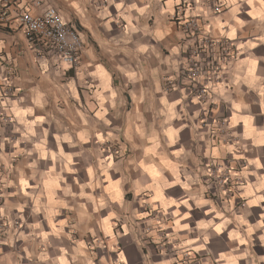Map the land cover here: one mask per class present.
Segmentation results:
<instances>
[{
    "label": "crops",
    "instance_id": "1",
    "mask_svg": "<svg viewBox=\"0 0 264 264\" xmlns=\"http://www.w3.org/2000/svg\"><path fill=\"white\" fill-rule=\"evenodd\" d=\"M32 2L0 0V216L17 224L0 264H264V0ZM48 7L81 35L75 69L21 27ZM210 59L224 79L201 100L183 74ZM212 160L244 181L222 205Z\"/></svg>",
    "mask_w": 264,
    "mask_h": 264
},
{
    "label": "built area",
    "instance_id": "2",
    "mask_svg": "<svg viewBox=\"0 0 264 264\" xmlns=\"http://www.w3.org/2000/svg\"><path fill=\"white\" fill-rule=\"evenodd\" d=\"M42 6V0H33L32 8ZM216 14L222 13L221 6H215ZM24 33L34 48H38L43 52L56 55L61 61L66 62L72 68H77L80 57L84 49L81 35L78 30L71 25L66 24L58 10L54 7H48L39 15H34L31 11H24L19 16ZM231 56H227L226 51L221 57V63H227ZM194 61L188 69L184 71V80L189 84L192 94L199 99L208 96L210 85L213 82H221L224 75H220V65L218 63ZM222 69V68H221ZM171 84L173 88V83ZM219 125H222L220 122ZM220 132L223 131L222 126ZM104 152H108L114 157H122L121 149L118 145H111L103 148ZM201 178L204 181L208 193L216 204L222 205L234 200L242 187L244 181L227 161L220 162L212 160L203 165ZM17 224L7 217L0 216V238H5L11 233Z\"/></svg>",
    "mask_w": 264,
    "mask_h": 264
}]
</instances>
